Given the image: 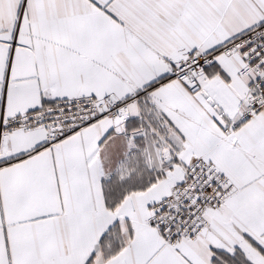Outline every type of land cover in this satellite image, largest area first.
Listing matches in <instances>:
<instances>
[{
    "label": "snow or ice",
    "instance_id": "snow-or-ice-1",
    "mask_svg": "<svg viewBox=\"0 0 264 264\" xmlns=\"http://www.w3.org/2000/svg\"><path fill=\"white\" fill-rule=\"evenodd\" d=\"M0 264H264V0H0Z\"/></svg>",
    "mask_w": 264,
    "mask_h": 264
}]
</instances>
